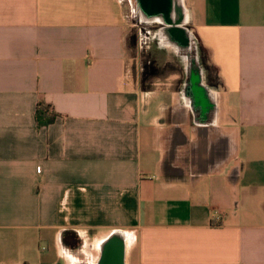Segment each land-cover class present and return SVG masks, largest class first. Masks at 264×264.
I'll return each instance as SVG.
<instances>
[{
  "label": "crops",
  "instance_id": "1",
  "mask_svg": "<svg viewBox=\"0 0 264 264\" xmlns=\"http://www.w3.org/2000/svg\"><path fill=\"white\" fill-rule=\"evenodd\" d=\"M182 3L185 73L144 88L132 1L0 0V264L114 231L126 264H264V0Z\"/></svg>",
  "mask_w": 264,
  "mask_h": 264
},
{
  "label": "rangeland",
  "instance_id": "2",
  "mask_svg": "<svg viewBox=\"0 0 264 264\" xmlns=\"http://www.w3.org/2000/svg\"><path fill=\"white\" fill-rule=\"evenodd\" d=\"M124 1L129 5L130 1L133 2V9L131 7L129 11L132 30L128 35V59L134 67V75L142 76L143 79L147 77L146 83L151 87L163 86L167 82L166 78L171 75H183L185 64L180 56L159 48L162 39L158 36V30L163 29L162 24L146 23L140 16L138 0ZM78 242L67 245V264H94L98 250L94 249L93 240L90 247L82 238Z\"/></svg>",
  "mask_w": 264,
  "mask_h": 264
},
{
  "label": "water",
  "instance_id": "3",
  "mask_svg": "<svg viewBox=\"0 0 264 264\" xmlns=\"http://www.w3.org/2000/svg\"><path fill=\"white\" fill-rule=\"evenodd\" d=\"M140 11L150 22L153 17H162L165 25L162 35L173 45L186 46L185 29L182 24L185 19V10L182 0H138ZM173 12L174 16H173ZM154 21V20H153ZM187 47V46H186ZM193 76L195 74L193 73ZM101 264H126V238L124 233L114 231L102 244Z\"/></svg>",
  "mask_w": 264,
  "mask_h": 264
},
{
  "label": "trees",
  "instance_id": "4",
  "mask_svg": "<svg viewBox=\"0 0 264 264\" xmlns=\"http://www.w3.org/2000/svg\"><path fill=\"white\" fill-rule=\"evenodd\" d=\"M146 78L147 77L143 79L144 88L150 87V85L146 83ZM58 116V113H56L50 105H47L44 102L38 104L36 109V122L39 128L53 124L56 122Z\"/></svg>",
  "mask_w": 264,
  "mask_h": 264
},
{
  "label": "bare ground",
  "instance_id": "5",
  "mask_svg": "<svg viewBox=\"0 0 264 264\" xmlns=\"http://www.w3.org/2000/svg\"><path fill=\"white\" fill-rule=\"evenodd\" d=\"M174 13L175 12H173V16H174ZM141 14H142V18L143 19H145V21L146 20H148V18L147 17H145V14H143V12L141 11ZM151 20V22H153V20L154 21H161L162 20V22H164V19L162 18V17H153V18H151L150 19ZM162 45L164 46V47H166V48H170V49H174V51H176V52H179L180 51V47L178 46V45H172L168 40H167V38H166V36H163L162 35ZM118 232V231H117ZM125 238H126V241L128 240L127 239V236L125 235ZM103 244V243H102ZM101 248H102V245H101Z\"/></svg>",
  "mask_w": 264,
  "mask_h": 264
},
{
  "label": "flooded vegetation",
  "instance_id": "6",
  "mask_svg": "<svg viewBox=\"0 0 264 264\" xmlns=\"http://www.w3.org/2000/svg\"><path fill=\"white\" fill-rule=\"evenodd\" d=\"M78 241L79 240L77 238H72L70 239V244H78L79 243ZM101 249H98V255H97V258L94 264H101V260H102V250Z\"/></svg>",
  "mask_w": 264,
  "mask_h": 264
},
{
  "label": "built area",
  "instance_id": "7",
  "mask_svg": "<svg viewBox=\"0 0 264 264\" xmlns=\"http://www.w3.org/2000/svg\"><path fill=\"white\" fill-rule=\"evenodd\" d=\"M216 219H218V220H219V219H220V217L218 216V217H216Z\"/></svg>",
  "mask_w": 264,
  "mask_h": 264
}]
</instances>
